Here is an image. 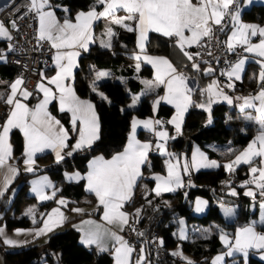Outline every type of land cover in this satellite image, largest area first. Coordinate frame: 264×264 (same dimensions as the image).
<instances>
[{
	"label": "snow or ice",
	"instance_id": "obj_1",
	"mask_svg": "<svg viewBox=\"0 0 264 264\" xmlns=\"http://www.w3.org/2000/svg\"><path fill=\"white\" fill-rule=\"evenodd\" d=\"M251 0H243V5L247 6ZM97 5L102 6V10H97ZM240 0H96V4L89 8L87 12L80 11L76 14L75 22L65 18L63 23H59L53 11L49 10L51 5L49 0H29V13H35L39 21V29L37 40L48 41L52 49H55L53 62L56 68L55 75L51 78L41 73V80L47 79V85H53L54 89L46 86L42 82H38L36 90L43 93L41 100L34 108H29L18 97L24 100L32 95L26 88H22V78H17L10 84V93H0V101L11 106L7 119L0 125V168H3L12 155V145L9 143V134L13 129H19L24 137V155L26 159V171L32 172L34 164L33 156L37 152H42L45 148H51L56 154V160L59 162L63 159L61 151L68 147L69 139L68 131L60 124L59 120L52 117L47 111V105L52 99H58L61 111L67 110L72 114V130H78V139L73 145V150L90 146L95 140L99 139V121L96 116L95 109L88 101L80 100L70 84L65 82L72 77L73 69L77 67L76 58L79 56L78 49L88 50L89 43L93 40L92 27L94 22L104 19L109 24H115L123 27L125 30L135 31L137 35V46L141 52L145 51V42L150 32L162 34L165 37L176 38V45L189 59L193 60L192 54L185 51V47L196 45L203 47V41L207 38L211 41L215 38V31L224 32L225 18H230L231 33L227 39L223 41V45L229 53L236 52L237 48H242L243 52L254 54L259 57L256 63L260 66L259 81L260 90L255 95L244 97V103L240 105L241 110L245 108H253L257 113L256 120L259 124V132L255 138L247 145V147L235 156V159L224 165L228 172H234L236 166L245 164L249 166L251 178L243 182L241 187L255 185L260 190L261 196H264V27L255 24H245L240 18ZM123 11L125 15L120 16L118 13ZM67 12V9H65ZM133 22L129 24L128 22ZM15 27V21L12 22ZM215 26V27H214ZM187 33V35H186ZM109 38L115 33L111 27L106 29L105 33ZM259 37L258 43H252V37ZM0 38L11 39L7 29L0 23ZM219 43V42H218ZM103 47H111L110 39L102 44ZM199 56L200 53H196ZM208 55H212L211 51ZM135 59L139 61L140 55H136ZM247 57H242L236 63L230 66L227 72L222 73L229 78L227 87H233L231 80L241 79V73L244 68ZM144 60L152 65L155 72V85H164L165 95L160 97L153 104V109L161 100L173 105L176 109L175 115L167 123L175 126L176 132H181V124L184 114L188 110L192 101V89L187 86L186 77L182 73H177L173 65L164 57L144 56ZM139 68V64H137ZM192 68L200 71L199 64L193 62ZM213 71L212 68L204 70L205 74ZM109 73L100 71L96 73V79L100 80L108 76ZM148 83L152 87L151 82ZM95 91V85H93ZM207 91L209 101L207 107L204 104L197 105L210 111L212 97H222L228 103H232L231 99L219 89L217 81L213 80L207 86V89L201 91V95ZM59 94L58 96L56 94ZM6 95V98H5ZM101 96L103 94L101 93ZM106 99V97H103ZM140 99L134 96L132 104L135 105ZM258 102V104H257ZM78 122V124H77ZM138 125H143L145 129L152 130L155 125H162L159 120L140 121L133 119L132 133L129 136L128 144L124 151L115 155L111 160H103L98 158L89 165L87 179V190L94 193L98 201V205L103 207L102 219L108 224H116L123 231L124 226L129 224V215L122 210L126 201L131 198L133 186L137 178L141 175V165L147 160V155L151 145L149 143H140L135 138V132ZM157 137L156 148L161 155L174 158V154L166 151L165 144L169 137L167 131H156ZM164 141V143H160ZM71 155V153H68ZM259 158L257 166L256 160ZM168 175L166 177L156 175L154 179L156 186L153 189L156 196H160L162 192H172L176 188L182 186L179 174L178 164L166 162ZM215 161H209L201 152L193 153L191 160L192 168H212L217 167ZM189 165L183 166V171L187 173ZM17 174V169L8 168L4 177L3 189H0V196L7 190L11 179ZM79 178V174H76ZM45 184L34 181L32 191L36 193L40 200L52 199L44 192ZM231 195H236L232 190ZM246 196H255L254 191L249 189L244 193ZM54 195V193H53ZM60 205H66L63 199L57 201ZM150 203V201H149ZM203 201H197L196 211L203 210ZM264 209V203L261 204ZM75 212H82V209H73ZM140 209L136 210V216L139 217ZM231 208H225V215L232 214ZM35 209H29L26 215L34 217ZM53 214H58L61 219L58 222L50 224ZM45 215V214H42ZM47 219L43 220V226L34 230L35 236H41L53 230L54 226H58L62 222L63 214L59 208L52 209L51 213L46 214ZM33 223L36 220L33 218ZM84 224H93V221H84ZM183 224V221H181ZM135 231V229H132ZM20 234V230H17ZM143 235V233H137ZM108 236L114 241L112 256L114 264H130L131 255L135 251L123 237L115 232L100 231V226H96V230L84 232L81 243L85 245L100 244L103 236ZM0 236H4V230L0 228ZM179 238L186 239L183 229H181ZM220 240L224 243L228 251L226 255L231 256L234 252L243 253L247 257L250 249H256L264 252V234L257 233L255 229L249 225L237 230L234 243H230L226 234H221ZM6 245H15L17 242L4 237ZM161 244L163 241L160 242ZM101 251H108L107 248H101ZM174 255L178 253H173ZM145 249L140 248L139 257L136 264H144ZM224 259L223 256H217L212 264H219ZM188 264H192L188 261Z\"/></svg>",
	"mask_w": 264,
	"mask_h": 264
},
{
	"label": "trees",
	"instance_id": "obj_2",
	"mask_svg": "<svg viewBox=\"0 0 264 264\" xmlns=\"http://www.w3.org/2000/svg\"><path fill=\"white\" fill-rule=\"evenodd\" d=\"M241 2V0H240ZM51 8L55 11L57 17H61L64 12L67 18L79 10H84L96 4V0H49ZM100 6L97 5V8ZM67 9V12H65ZM240 18L244 21H253L264 23V5L261 3H251L248 8L243 9L240 13ZM99 22V21H98ZM225 31L221 32L224 36L228 27V18L224 21ZM115 35L110 38L111 47L103 48L95 43L89 45L88 50L78 56L77 67L72 75V87L76 95L87 97L93 102L96 116L99 121V139L95 140L90 146L74 150L71 155H63V159L57 162L49 153H42L34 157L33 171L27 172L19 168V163L23 158V145L19 132L15 129L9 134V142L12 145L13 162L17 166V174L9 184L8 190H13L10 202L0 204V218L3 221L4 227L9 230L14 227H30L39 224L41 215L55 203L54 198L41 203H35L33 196L29 192V180L36 174L47 173L53 180L54 195L60 196L66 201V205L62 208L69 214L64 220V227L61 230L53 231L45 237L41 242H32L26 245L5 248L0 244V255L2 264H110L111 254L105 251L95 250L91 246H85L78 241L77 232L68 226L69 222L76 219L80 215L91 213L93 216H98L99 205H93L94 196L84 190L83 180H65L62 176L63 170L76 169L83 172L86 161L90 156L100 154L103 157H108L122 149L127 137L129 129V119L135 115L138 117H146L152 114L151 101L161 92V87L158 86L153 92L146 93L138 104L133 108L119 110V106L124 104L131 93L138 90L140 83L135 77V74L149 77V71L146 65L142 64L137 72L133 70L131 63L132 53L135 51L134 32H129L124 28L113 27ZM166 47V56L170 63L175 67L184 70L188 75H191L198 82L199 86L210 79V77H202L200 71L192 68L193 62L189 60L184 53L176 45L174 37L169 38L161 35L155 36ZM5 48V41H0V50ZM199 64V63H197ZM200 70L202 64H199ZM102 68L108 71L109 75L104 79L91 83L93 72ZM17 74L16 68H13ZM260 67L253 61H247L244 65L241 79L232 81L233 87L228 91L232 94L254 93L260 89L259 81ZM12 73V74H14ZM114 76H121L122 80H114ZM222 80V77H217ZM220 82V81H219ZM95 89L102 92L106 99L100 97L93 92ZM200 89L192 92L193 103L186 111L184 121L182 123L181 132L176 136L167 140V145L172 151V154L178 156V151L184 139H189L190 143L195 145L205 154L206 157L214 159L217 167H213L212 178L203 183L198 184V178L203 175V170H190L191 178L195 184L187 188L183 193L184 187L177 188L172 192L161 193L156 196L152 191V179L141 175L133 186L131 198L123 205V210L127 212L134 208L140 209L139 217L130 219L136 221L143 233L140 237H145L151 230H155L163 241L160 244L163 251L169 252L176 239L169 235V230L172 228V223L169 218L172 214L183 215L187 221H194L197 224H207L214 220L221 227L230 229L234 228L238 220L244 223L249 218H254L256 215V202L263 201L264 196H261L260 190H255V196H246L242 193L241 187L244 181L251 178L248 173V165L242 164L236 166V170L231 172V177L234 181H230L226 176L224 165L231 162L233 156L253 137L256 126L243 116H237V122L229 125L224 123V115L227 111L233 110L228 108L225 103L217 102L210 106L209 121L203 124L199 121L200 115L203 112L193 106L195 102L200 100ZM50 112L62 123L69 133L70 141L74 136V131L70 127L68 114L65 111H58L51 103L49 106ZM173 111L172 107L164 103H159L156 107L154 115L161 118H166ZM2 117H0L1 119ZM241 127V128H240ZM168 130H171L168 127ZM140 138H148L141 131L137 132ZM229 139L227 148L224 149L220 145L218 151H213L206 144L214 141L219 144L226 143ZM188 153V152H187ZM186 153V156H187ZM161 157L156 153H150L148 163L141 167L142 173L161 172ZM257 166V160L256 164ZM243 167V171L239 169ZM187 178V177H186ZM236 188V195H231L226 192L229 187ZM210 192L218 196H231L234 201L240 203L253 202L252 209L240 210L234 219L230 221L224 220L216 205L211 204ZM200 195L208 199L205 212L194 216L189 212L190 200L193 196ZM5 196V194H3ZM150 201V203H149ZM25 202H33L37 217H33L36 223H33V218L29 219L19 213V207ZM86 206L82 212L75 213L73 209ZM12 211L9 214V211ZM159 220V223L157 221ZM167 222L166 229L160 231L161 226ZM143 230V231H142ZM145 249L144 264H177L180 261L179 257L172 258L169 255V260H158L149 251L148 247L142 245ZM179 248L189 256V261L192 264L207 263L209 258L223 247L218 239L216 231L200 236L191 234L189 238L181 240ZM133 255L137 254L138 245L134 248ZM147 260V262H146ZM246 264H264L263 261L248 255Z\"/></svg>",
	"mask_w": 264,
	"mask_h": 264
},
{
	"label": "crops",
	"instance_id": "obj_3",
	"mask_svg": "<svg viewBox=\"0 0 264 264\" xmlns=\"http://www.w3.org/2000/svg\"><path fill=\"white\" fill-rule=\"evenodd\" d=\"M10 0H0V8L4 5H6ZM195 2V0H194ZM251 3H263L264 4V0H251ZM250 3V4H251ZM241 4V7H240V13L243 9H246L249 7L250 4H248L247 6H244L243 5V0H241L240 2ZM92 7V6H90ZM86 8L84 10H79V11H76L72 17L68 18L70 19L73 23L75 22V17H76V14L80 11H85L87 12L89 10V8ZM49 10L53 11L54 14H55V11L50 8ZM98 11H101L102 10V6H100L99 8H97ZM118 15L120 16H123L125 15V13L123 11H120L118 13ZM56 18H57V21L59 23H63L64 19L67 18L65 13L63 12L62 13V16L59 18L57 17V15L55 14ZM226 19V18H225ZM99 21V22H98ZM96 22H94L93 24V27H92V34H93V40L89 43V45H91L92 43H95L97 44L98 46L100 47H103L102 44L104 42H107L109 41V37L105 34L106 33V29L108 27H111L112 30H113V27L115 26H118V25H115V24H109V22L107 20H104V19H101V20H98ZM228 21H229V27L224 35V41L227 39V36L231 33V20L230 18H228ZM241 22L242 23H245V24H255V25H259L261 27H264V23H257V22H253V21H244L241 19ZM129 24H133V22L129 21L128 22ZM5 26V25H4ZM120 27V26H118ZM6 28V26H5ZM123 28V27H121ZM7 29V28H6ZM38 29H39V21L35 15V36H36V40H37V35H38ZM134 32V42H135V51L132 53V58H133V55L134 53H140V49L138 48L137 46V33L135 31ZM156 35H161L163 36L162 34H159V33H154V32H150L148 34V39L147 41L145 42V51L143 52L144 54H146L147 56H152V57H164L168 60L167 56H166V47L165 45H163L160 41H158L156 39ZM187 35V33H186ZM176 39V38H175ZM0 41H5V38H0ZM38 43H43L44 45H48L49 47H51L50 43L48 41H38ZM259 42V37H252V43H258ZM88 45V47H89ZM105 48V47H103ZM6 48L4 49H1L0 50V93H5V94H8L10 93V84L13 83L17 78H19V76L17 74L14 73L13 71V68L14 66L12 64H9V63H6L4 61V52H5ZM241 50V54L237 57H235L234 61L232 64L236 63L237 60L239 58H242V57H247L246 59V62L247 61H253L256 63V61L259 59V57L255 56L254 54H249V53H245L243 52V49L240 48ZM55 49H52V53L49 57H47L46 59V66L45 67H42L39 72H38V75L33 79V81L31 82L30 85L28 86H21L22 88H26L29 92L32 93L31 96L28 97V99L24 100L22 97H18L22 100L23 103L27 104L29 108H34L35 105H37L41 100H43V93L41 92H38L36 90V85L38 82H42L44 83L46 86L48 87H51L54 89V86L53 85H47V79H44V80H41V73H44V76L47 77V78H51L52 76L55 75V72H56V68H55V65H54V62H53V56L55 54ZM79 53H83L85 52V50L83 49H78ZM79 54V55H80ZM131 58V59H132ZM169 61V60H168ZM76 62H78V57L76 58ZM170 62V61H169ZM245 62V63H246ZM137 64H139V68L142 64L146 65L147 68H148V71H149V77H146V76H143V75H139V74H135V77L137 78V80L139 81L140 83V86L138 88V90L134 93H131L130 96H129V99L122 105H120L118 108L119 110H123V109H127V108H133L135 107L138 102L142 99V97L146 94V93H149V92H153L155 90L156 86L155 85V72L156 70L152 67V65L150 63H148L147 61H143L142 60H139L138 63L134 62L132 64V67H133V70L135 72H137L139 70V68H137ZM231 64V65H232ZM258 66L259 64L256 63ZM230 65V66H231ZM245 65V64H244ZM230 66L227 67L224 71V72H227L229 69H230ZM174 67V66H173ZM260 67V66H259ZM76 68V67H75ZM75 68L73 69V72L75 70ZM175 68V67H174ZM177 70V73H182L185 77H186V83H187V86L192 89V92L194 90H199L200 89V100L198 102H200L201 100L204 99L205 95H206V91H204V94L201 95V91L202 90H205V84L206 82L203 84V86H199L198 82L195 80V78L191 75H188L184 70L182 69H179V68H175ZM100 71H104V72H107V70L105 69H102V68H98L95 70V72H100ZM14 73V74H12ZM242 74V73H241ZM73 75V73H72ZM105 77L101 78V79H104ZM100 79V80H101ZM114 80H118V81H121L122 80V77L121 76H117L116 78H114ZM220 81V83L222 84L224 90H227L228 93H230L228 90L230 89L229 87H227L226 85L230 82L229 81V78L226 76V75H222V80H218ZM232 81H238L236 80L235 78H233L231 80ZM145 82H151L152 84V87H149L148 86V83H145ZM66 84H70L71 87H72V77L70 79H68L66 82ZM161 87V92L155 96L152 101H151V111H152V114L149 115V116H146V117H138V116H131L130 119H129V129H128V132H127V137H126V140L124 142V145L122 147L121 150H119L118 152H115L113 153L112 155L108 156V157H103L101 156L100 154H95L93 156H90L87 161H86V165H85V169L83 172H79L77 170H68L71 172V176H69V178H67V180H71V181H74V180H77L79 178H82L83 180V188L85 191L87 192H90L87 190V179H85V177L87 176L88 172H89V165L92 161L98 159V158H103V160H111L115 155L119 154V153H122L126 147V145L128 144V139H129V136L130 134L132 133V121L133 119H137V120H140V121H144V120H159L162 122V127L164 125V127L168 128L170 127V129H173V130H176L175 129V126L172 125V124H169L167 123L169 120H171V118L175 115L173 113V111L171 112V114L169 116H167L166 118H161V117H157L154 115L155 113V110H156V107H155V110L153 109V100L156 99V98H160L162 96H164V93H165V88H164V85H159ZM73 88V87H72ZM260 89H258L256 92L254 93H258ZM93 92L95 94H98L100 97H105L104 95L101 96V93L100 91L98 90H93ZM254 93H246V95H249V94H254ZM103 94V93H102ZM232 94V93H230ZM57 96L59 95L58 93L56 94ZM80 100H83V101H88L89 103H91L93 105V102L87 98V97H80L78 95H76ZM134 96H139L140 99L137 101V103L135 105L132 104V100H133V97ZM5 98H6V95H5ZM105 99V98H104ZM193 101V100H192ZM161 103H164L166 105H169V106H173L169 103H167L166 101H163L161 100L160 101ZM53 104L54 107L58 110V111H61V108H60V103H59V100L58 99H52L50 101V103L47 105V111L48 113L54 117L56 120H58L49 110V106L50 104ZM191 106V105H190ZM189 106V107H190ZM10 107L8 105V108H7V111L6 113L4 114V116L0 119V125L3 124V122L7 119L8 117V114H9V111H10ZM94 107V106H93ZM194 107V106H192ZM172 109H174L172 107ZM189 109V108H188ZM65 112L68 114V118H69V123H70V127L73 128L72 126V123H71V120H72V114L71 112H68L67 110H65ZM185 116V114H184ZM241 116L245 117L246 119H248L249 121H251L255 126H256V130L253 134V137L252 139H250L234 156L238 155L241 151H243L247 145L255 138V136L258 134L259 132V124L257 123V120L256 118H253V117H250V116H245V114H242ZM225 118H226V114L224 115V123H225ZM183 121H184V118H183ZM237 120L236 119H233L230 121V123L226 124L225 125H229V124H232V123H236ZM183 123V122H182ZM60 124L62 125V123L60 122ZM78 124V122H77ZM64 127V126H63ZM160 128V125H155L154 128L152 130H148V129H145L143 127V125H138L137 128H136V132H135V138L136 140H138L140 143H149L151 145L150 147V150L148 152V155H147V160L144 164H147L148 163V158H149V154L150 153H156L158 154V151L157 148H156V145H155V140H156V135H155V132L156 131H163L162 129L163 128ZM181 127H182V124H181ZM65 128V127H64ZM241 128V127H240ZM19 132V135L21 137V141H22V145H23V158L22 160L20 161L19 163V168L21 169H24L26 170V165L24 163V160L26 159L25 155H24V137H23V134L19 131V129H15ZM138 131H141L144 135H146L148 138H140L139 136H137V132ZM78 130L77 131H74V136L73 138L70 140V141H67V144H68V147L64 148L62 151H61V156L63 155H68V153H72L74 150H73V145H75L77 139H78ZM169 140V139H168ZM10 143V142H9ZM209 143H212L214 146H216L218 149H219V145H216V143H214V141H211V142H208L207 143V147L210 148L209 146ZM192 143H190L189 147L191 146ZM212 149V148H210ZM218 149H212L213 151H218ZM42 153H49L51 155V157L53 159L56 160V154L55 152H53V150L51 148H45L42 152H37L35 153V155L33 156V159L34 157H36L37 155L39 154H42ZM233 156V157H234ZM258 162H259V158H257V165H258ZM142 164L141 167L144 165ZM242 165V164H241ZM11 167V168H15L17 169V166L14 164L13 162V156L11 155V157L9 158V160L7 161L6 165L3 167V168H0V189H3V182H4V177L5 175L7 174V171H8V168ZM213 168V167H212ZM210 168V170L212 169ZM190 170V169H189ZM199 170V169H197ZM201 170V169H200ZM208 171V170H204V171H207V172H203V175L201 177L198 178V183L202 184V183H205L207 181H209L211 178H212V172L211 171ZM18 171V169H17ZM240 172L243 171V167H241L239 169ZM248 173L249 172V168H248ZM162 172V171H161ZM161 172H152V173H142V170H141V175L145 176V177H149L152 179L153 183H152V191L153 189L155 188L156 186V181L154 179V176L158 173H161ZM228 172V171H227ZM64 173V172H63ZM205 173H208V177L209 179L208 180H204L203 177H204V174ZM76 174H79V178H76ZM140 175V176H141ZM139 176V177H140ZM15 177V176H14ZM14 177L11 179V182L12 180L14 179ZM138 177V178H139ZM137 178V179H138ZM34 181H38V182H41L43 184H45V188H44V192L46 195L48 196H52L55 189H54V184H53V180L51 179V177H49V175L47 173H39V174H36L34 175L33 177L30 178L29 180V186H28V189H29V192L31 193V195L33 196V199L35 201V203H41V202H44L46 200H40L36 193L32 191V188H33V182ZM248 187H251L254 189V191L258 188L255 187V185H248ZM243 190L244 188L242 189V193H243ZM13 190H5L4 191V194L5 196H0V200L5 197L6 198V201H9L10 200V197L12 196V192ZM154 192V191H153ZM226 192H228V189L226 190ZM93 196H94V203L93 205H98V201L96 199V196L94 193L90 192ZM244 194V193H243ZM228 196V195H227ZM231 197V196H230ZM52 198H54V201L55 203L53 205H51L43 214L45 215H41L40 219H39V224L36 225V226H30V227H14L12 229H9L7 230L5 227H4V224H3V221L2 219L0 218V228H2L4 230V236H0V244L5 247V248H13V247H18V246H22V245H26V244H29V243H32V242H41L45 239V237L47 236V234L53 232V231H58V230H61L63 227H64V220L69 216V214H67V212L62 208V205L58 204L57 201L63 199L61 197H56V195H53ZM233 198V197H232ZM234 199V198H233ZM234 201V200H233ZM231 201V202H233ZM26 206L21 204L20 207H19V213L26 216L27 218L29 219H32L33 216H29V215H26L25 214V211L29 210V209H33L34 208V204L33 202H25ZM258 205H259V201L256 202V209H258ZM87 205L85 206H81V207H77L79 209H85ZM27 208V209H25ZM54 208H59L60 210V213L63 214V219H62V222H60L58 224V226H54L53 227V230L50 231V232H47L46 234L44 235H41V236H35L34 235V230L35 229H38L40 227L43 226V220L44 219H47V215L48 213H51L52 212V209ZM123 210V208H122ZM125 211L126 213H128L126 210H123ZM75 212V211H74ZM77 213V212H75ZM256 215H257V211H256ZM255 215V216H256ZM38 214L35 212L34 213V217H37ZM102 216H103V207L99 205V211H98V216H93L91 213L89 214H86V215H80L79 217H77L76 219L72 220L69 222L68 226L71 227L72 229H74L76 232H77V237H78V241L81 243V238H82V235L84 232H87L89 230H92V231H95L96 230V226L99 225L100 226V231L102 233L104 232H115L117 235L123 237V239L125 241H127L124 236H123V233L120 229V227L116 224H108L106 221H104L102 219ZM61 217L58 215V214H53L52 215V219L50 220V224H53V222H58L60 221ZM93 221L94 223L93 224H84L83 222L84 221ZM263 227V226H262ZM17 230H20V234H17ZM4 237H7L11 240H14L16 241L17 243L15 245H6L4 244L3 240H4ZM129 245L130 243L127 242ZM83 244V243H82ZM85 245V244H84ZM85 246H91L93 247L95 250H98V251H101V248H107L108 251H105V252H109L111 254V263L110 264H114V260H113V256H112V250H113V247H114V241L108 237V236H103L101 241H100V244L97 245V244H92V245H85ZM131 246V245H130ZM132 247V246H131ZM137 255V254H136ZM136 255H131V260H130V264H132V260H133V257H135ZM175 258V256H174ZM0 264H2V260H1V255H0Z\"/></svg>",
	"mask_w": 264,
	"mask_h": 264
},
{
	"label": "rangeland",
	"instance_id": "obj_4",
	"mask_svg": "<svg viewBox=\"0 0 264 264\" xmlns=\"http://www.w3.org/2000/svg\"><path fill=\"white\" fill-rule=\"evenodd\" d=\"M261 4H263V3H261ZM136 55H140V57H141L140 60H142V62L145 61L144 60V56L146 54H144L143 52L134 53L133 58L130 59V61H129L131 63V65L134 62H136V63L139 62V61H137L135 59V56ZM116 77L117 76H114L113 79L116 78ZM213 80L217 81L218 86H219V89L222 90L223 93L225 95H227L231 99V101H232V103L230 104L227 101L223 100L222 97H217V96H213L212 97L213 102L211 103V105L214 104V103H217V102H222V103H225L228 108H231V107L233 108V110L227 111L225 113L226 114V118H225V123L226 124L230 123V121L233 120V119H237V116H241L242 114H245V116H250V117L256 118L257 113L255 112V110L253 108H245V109L241 110V107H240V105H242L244 103V100H243L244 97H249V96L255 95L256 93L249 94V95H246V94H230V93L227 92V90H224L222 84L218 81V78L216 77V75L211 76L210 79H208L206 81V84H205V87L204 88L207 89V86L210 83H212ZM97 81L98 80L96 79V72L94 71L93 72L92 79H91V83H94V82H97ZM164 95H165V93H164ZM158 99L159 98L154 99L153 100V104ZM208 101H209V94L206 91V95H205L204 99L201 100L200 102H195L193 104L194 108L199 109V110H201L203 112V115H200V117H199V121L202 122L203 124H206L209 121V111H206L204 108L198 107L197 105L204 104L207 107ZM257 104H258V102H257ZM172 107L174 108L173 109V113L175 114L176 109H175L174 106H172ZM161 127H162V125H160V128ZM162 128H163L162 129L163 131H167L169 137H175L176 134H178L176 132V130H173V129L168 130V128L164 127V125H163ZM157 142L158 141H157V137H156L155 145L157 144ZM228 142H229V139L227 138L226 139V143H224V144H219V142H214V143H216V145H219V146L222 145V147L224 149H226L227 148V145H228ZM160 143H164V141H160ZM209 146L212 149H216V150L218 149L212 143H209ZM165 148H166V151L167 152L172 153L171 149L167 145V142L165 144ZM197 151L203 153L195 145V143H192L191 146L189 147L188 151H187L188 153H187V156H186V160H187V164L189 165V169L192 172L195 171V170H197V169H201L203 171L204 170H208L209 171L210 168H192L191 167V160H192L193 153L194 152H197ZM158 155L162 156L161 157L162 172L161 173H158L156 175H160V176L166 177L168 175L166 162L167 161H170L172 164H178V166H179V174H180V179H181V182H182V186L181 187H184V189L182 190L183 193L186 192L187 188L192 187L195 184H197L191 178L183 177V175L181 173L179 161H178V156H176L174 154V158H170L169 156L161 155V153L159 151H158ZM234 159H235V156L232 158V160H234ZM208 160L209 161H215L214 159H211V158H208ZM69 170L71 171V169H69ZM72 170H76V169H72ZM70 171H68V170H63L62 171V176H63V178L65 180H67V178H69V176H71V172L72 171L71 172ZM204 172H207V171H204ZM203 179L204 180H208L209 179L208 173H205L204 174ZM198 184H200V183H198ZM181 187H178V188H181ZM249 189H251L252 191H254L253 188L247 186V187L244 188L243 193H245V191H248ZM232 190H235V192H236V188L233 187V186H231V187L228 188V192L227 193L230 194ZM162 193H165V192H162ZM56 197H60V196H57L56 195ZM10 200L8 201V204H9ZM197 201H203L204 202V204H203V210L202 211H199V212L196 211ZM209 202L211 204H214V205L217 206L218 212H219L220 216L224 220H226V221H230V220L234 219L235 217H237L236 215L240 212V210H247V208L248 209H252V207H253L252 200L249 203H240V202H236V201H233V202H224L222 200H213V199H211ZM262 203H264V202L263 201H259V205H258V209H257V215L254 218H249L245 223L243 221L237 219L238 222H237V224H235V226L232 229V231L230 229H226V228L221 227V225L218 224L214 220L209 221V223H207V224H197L194 221H187L186 218L183 215H174V214H172L171 217L169 218V222L172 223V228L169 230L168 233H169V235L171 237H173V238L176 239V243H175V245L172 248L169 249V254L171 256H173V258H174V256L176 258L177 257L180 258V261H178L177 264H188V261H189L188 254H186L185 252H183L179 248V243L181 241V239L179 238L181 229H183V232H184V235L186 236V239L189 238V236L192 233L193 234H198L200 236H204V235H207V234H210V233L216 231L218 233V239H219V241H220V243H221V245H222L223 248L220 251L214 253L209 258L208 262L207 263H204V264H212V261L217 256H223L224 257V259L222 261H220L219 264H246L247 257H245V255L243 253L234 252L233 255H231V256L226 255V253L228 251V248H227V246L224 243H222V241L220 240V236H221L222 233L223 234H226L228 236L229 242L230 243H234V241H235V234H236L237 230L240 229V228L249 226V225H251L255 229V231L257 233L264 234V209H261V204ZM207 204H208V199L206 197L200 196V195L193 196L192 199L190 200V205H189V212H190V214H193L194 216H198V215L204 213ZM23 205L26 206L25 203H23ZM225 208H231L233 210L232 211V214L226 216L225 215V212H224V209ZM25 209H27V208H25ZM27 211H25V214L27 213ZM11 213H12V211L10 210L9 211V214H11ZM132 216L133 217H136V209L135 208L132 211ZM181 221H183V224H181ZM166 226H167V222H165L161 226L160 231L165 230L166 229ZM157 240H158L159 243L161 242V238H160V235L159 234H158ZM141 246H142L141 244L138 245L137 255L135 257H133L132 264H136V260L139 257V252H140ZM8 249H11V248H8ZM173 253H178V254L174 255ZM248 255H251V256L255 257L256 259L264 262V252H261V251L256 250V249H250L248 251L247 256ZM146 262H147V260H146Z\"/></svg>",
	"mask_w": 264,
	"mask_h": 264
},
{
	"label": "built area",
	"instance_id": "obj_5",
	"mask_svg": "<svg viewBox=\"0 0 264 264\" xmlns=\"http://www.w3.org/2000/svg\"><path fill=\"white\" fill-rule=\"evenodd\" d=\"M29 0H10L0 8V23L6 26L11 39H5L4 61L12 64L19 78L23 79L21 86H28L38 75L39 70L46 66V59L52 53V48L43 43H38L35 36V13H29ZM15 21V27L12 22ZM215 27V26H214ZM215 38L203 41V47L192 45L186 46L185 51L192 54V62L210 66L216 77H222L223 71L229 67L235 57L241 54L240 48L236 52L229 53L223 45L224 36L215 31ZM219 42V43H218ZM211 51L212 55H208ZM196 53H200L196 56ZM8 105L0 101V117L6 113ZM230 181H234L230 172H226ZM132 211L128 212L129 224L123 228V236L135 248L137 245H145L150 253L158 260H169V252L161 249L157 240L158 233L151 230L145 237L141 238L140 229L136 221L130 219ZM135 229L133 231L132 229ZM171 256V255H170ZM173 258V256H171Z\"/></svg>",
	"mask_w": 264,
	"mask_h": 264
},
{
	"label": "water",
	"instance_id": "obj_6",
	"mask_svg": "<svg viewBox=\"0 0 264 264\" xmlns=\"http://www.w3.org/2000/svg\"><path fill=\"white\" fill-rule=\"evenodd\" d=\"M207 68H211L210 66H207V65H203L201 70H200V73H201V76L202 77H211L214 75L213 71L209 74H205L204 70L207 69ZM189 145H190V141L189 139H184L183 142H182V145L178 151V161H179V165H180V169H181V173L183 175V177H188L190 175V170H188L187 173H185L183 171V166L187 163V160H186V153L189 149ZM210 196L211 197H214L216 200H222L224 202H231L233 201L234 199L230 196H218L216 194H214L213 192H210ZM6 202V198L3 197L1 200H0V204L1 205H4ZM159 223V220L157 221L156 224ZM143 231V230H142Z\"/></svg>",
	"mask_w": 264,
	"mask_h": 264
}]
</instances>
